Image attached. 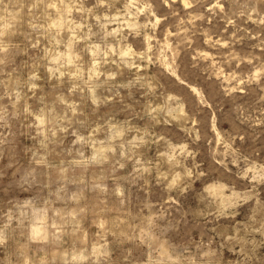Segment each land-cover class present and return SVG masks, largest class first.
Returning <instances> with one entry per match:
<instances>
[{
    "label": "rangeland",
    "instance_id": "obj_1",
    "mask_svg": "<svg viewBox=\"0 0 264 264\" xmlns=\"http://www.w3.org/2000/svg\"><path fill=\"white\" fill-rule=\"evenodd\" d=\"M0 264H264V0H0Z\"/></svg>",
    "mask_w": 264,
    "mask_h": 264
},
{
    "label": "bare ground",
    "instance_id": "obj_2",
    "mask_svg": "<svg viewBox=\"0 0 264 264\" xmlns=\"http://www.w3.org/2000/svg\"><path fill=\"white\" fill-rule=\"evenodd\" d=\"M39 228V227H38ZM42 231V230H41ZM40 229L37 231V233H41ZM39 236V235H38Z\"/></svg>",
    "mask_w": 264,
    "mask_h": 264
}]
</instances>
